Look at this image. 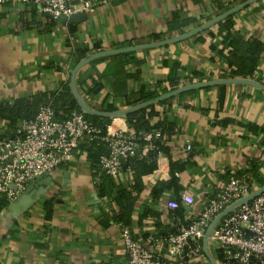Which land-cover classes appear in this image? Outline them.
<instances>
[{"label":"crops","instance_id":"crops-1","mask_svg":"<svg viewBox=\"0 0 264 264\" xmlns=\"http://www.w3.org/2000/svg\"><path fill=\"white\" fill-rule=\"evenodd\" d=\"M246 1L111 0L86 14L85 21L71 25L51 23V17L33 4L1 3L0 101L49 94L63 83L70 85L77 63L68 34L83 45L98 43L101 51L126 49L134 58L127 71L139 77L128 79L124 89L114 90V79L109 78L100 93L89 97L80 83L84 79V86L91 85L86 76L96 78L109 62L103 58L111 55L89 61L76 73L78 94L96 110L106 104L125 108L129 93L142 86L149 92L169 86L171 80L180 87L222 80L224 60L210 47L215 42L221 45L212 32L224 18L215 19ZM231 15L240 37L264 44V0H253ZM187 32L193 33L170 41ZM263 72L264 55L251 76L230 79L247 82L192 88L158 106L173 131L162 140L168 151L163 152L162 176L150 172L143 177L144 188L131 212L130 228L138 240L165 231L172 223L166 202L174 199V188L154 198L150 193L157 182L174 176L181 184L178 196L187 191L199 201L215 192L231 170L242 172L249 160H259L264 169V88L253 84H260L256 74ZM117 129L130 131L124 117L111 118L107 125V131ZM186 145L191 149L187 151ZM172 162H185L186 169L174 170ZM48 175L49 179L36 177L0 209V264H127L113 218L115 207L111 197L100 196L92 162L77 150L71 162ZM110 180L113 195L119 185L131 190L134 175L127 167ZM145 206L157 215L142 218ZM199 207L196 203L192 211ZM158 252L167 255L165 247Z\"/></svg>","mask_w":264,"mask_h":264},{"label":"built area","instance_id":"built-area-1","mask_svg":"<svg viewBox=\"0 0 264 264\" xmlns=\"http://www.w3.org/2000/svg\"><path fill=\"white\" fill-rule=\"evenodd\" d=\"M111 0H0L1 3L33 4L53 19L75 13L90 14ZM71 52L81 45L73 34H68ZM264 85V72L256 74ZM7 122L0 121V195L12 202L27 185L42 173H51L72 161L74 153L84 141L100 138L107 143L108 152L99 159L94 170L96 187L104 176L115 177L123 172L124 164L133 157L156 151L154 177L162 176L164 157L156 140L162 141L159 129L135 133L127 130L106 131L85 118L81 111H73L65 119H57L50 103L40 104L33 119L22 120L14 131ZM191 146L186 145V150ZM264 178V169H261ZM178 175V173H176ZM263 186V185H262ZM257 185L247 174L231 170L211 195L199 201L187 191L170 199V210L183 208L182 218L174 217L171 225L176 231L161 237L148 234L138 240L130 226L118 222L127 264H198L209 263L204 253V238L213 220L227 207L254 191ZM198 203L199 209L192 211ZM175 221V223H174ZM166 248L167 255L159 254ZM210 256L218 264H264V192L250 201L232 208L213 227L206 240Z\"/></svg>","mask_w":264,"mask_h":264},{"label":"trees","instance_id":"trees-1","mask_svg":"<svg viewBox=\"0 0 264 264\" xmlns=\"http://www.w3.org/2000/svg\"><path fill=\"white\" fill-rule=\"evenodd\" d=\"M51 17V16H50ZM57 19L51 17V23H55ZM218 28L215 32H212V36L219 37L221 40L219 43L216 42L210 47V49L217 54L219 57H222L224 60L225 68L222 69V74L220 78L222 80L235 79L236 77H249L254 72L257 71V67L262 60L264 55V44L260 40H254L248 42L244 40L241 35L235 30V24L232 21V15L224 18L219 21L217 24ZM73 32V28L72 31ZM155 37H158L155 36ZM101 47L98 43L95 44H81L79 45L75 52V59L78 63L83 59L88 57V52L94 51L100 52ZM109 62L106 65L105 69L102 72L96 73V78L92 76H86L91 80V85L84 86V79H80V83L83 86L84 92L87 96H96L104 89V80L113 78L114 79V90L119 88H125L127 81L130 78L138 79L139 75L134 73L130 74L127 71V66L134 61V58L131 56V52H122L112 54L103 58ZM179 82L177 80L169 81V86L162 89H156L153 91L145 92L144 87H140L139 91L136 93H129L127 96V103L125 108L130 106H136L138 104L157 99L164 94L171 93L179 89ZM224 84L220 85L223 86ZM188 91H183L178 94H184ZM121 93V92H119ZM126 94H123L125 96ZM167 98L160 99L152 104L145 105L143 107L134 109L125 115V120L128 123L131 132L141 133L150 131L152 129H159L162 132V140H164L165 135H170L173 131V128L170 126L171 122H166L162 119V114L158 106H162L166 103ZM50 103L54 109L55 116L57 119L67 118L73 111H80L81 107L79 101L71 90L69 82L63 83L60 90L51 92L49 94L34 95L30 98L21 97L15 99L12 102L0 101V121L7 122V126L11 130H15L17 125L22 120L33 119L36 116L38 107L40 104ZM129 106V107H128ZM119 108L114 104H106L103 106L102 111L112 112L117 111ZM85 118L88 119L93 125L99 127L102 131V135L105 134L107 125L110 124L111 118L97 115L84 114ZM155 144L159 146V149L166 153L168 152L166 147L163 146L161 140H156ZM78 151L81 154L85 155L93 164V169L97 170L99 165L100 156L108 152L107 143L102 141L100 138L94 139L92 141H84L79 147ZM156 151L148 152L144 155H139L128 160L124 164V169L129 167L134 175V181L132 189L123 187L122 185L117 186L115 194L111 195V188L113 186L111 182V177L104 176L103 181L100 185L97 186L100 196H109L111 197V203L115 207L113 212V218L117 222H121L124 225L130 226L131 222V212L136 203L138 195L142 192L144 188L143 177L153 172L156 169ZM185 162H172V169L179 172L186 169ZM187 165V164H186ZM261 162L259 160H249L248 166L239 173H244L253 178V181L257 185H264V178L261 173ZM106 185V186H105ZM181 184L179 179H176L174 176L167 182H157L156 185L151 190L152 197H160L164 192H167L174 188L175 197L178 198V191L181 189ZM109 186V187H108ZM9 201L6 200L3 196L0 195V209L7 206ZM157 213L149 206L143 208L142 218L143 217H154ZM183 209L178 208L172 211V219L174 217L182 218ZM175 223V221H174ZM176 229L174 226L170 225L165 231L160 233L156 232L155 236L164 237L171 232H175Z\"/></svg>","mask_w":264,"mask_h":264},{"label":"water","instance_id":"water-1","mask_svg":"<svg viewBox=\"0 0 264 264\" xmlns=\"http://www.w3.org/2000/svg\"><path fill=\"white\" fill-rule=\"evenodd\" d=\"M253 0H248L246 2H244L243 4L229 10L228 12H226L225 14L217 17L215 19L216 20H221L235 12H237L239 9L245 7L246 5H248L250 2H252ZM61 23L63 24H66V25H71L73 23H76V22H81V21H85L86 20V14L85 13H75L69 17H61L58 19ZM193 32H187L183 35H181L180 37L176 38V39H173V40H170V41H174V40H182L184 38H187L189 37ZM128 49V48H127ZM126 49H115V50H103V51H100V52H96V53H93L92 55L88 56L87 58L83 59L82 61L78 62L77 65L75 66V68L73 69L72 71V77H71V83H70V88L71 90L74 92V94L76 95L78 101H79V105L81 107V111L84 113V114H89V115H97V116H104V117H110V118H114V117H125V115L127 113H129L130 111H133L134 109H137V108H140V107H143L145 105H149V104H152L160 99H163V98H167L168 96H173L175 94H178L180 92H183V91H188L192 88H197V87H204V86H208V85H211V84H223V83H226V82H238V81H244V82H247L246 80H219V81H216V82H204V83H197V84H192V85H187V86H182V87H179V89L171 92V93H168V94H164L162 96H160L159 98L157 99H153V100H150V101H147V102H144V103H141V104H138L136 106H131L129 108H126V109H119L117 111H112V112H105V111H100V110H96V109H93L91 108L82 98L81 96L78 94L77 90H76V87H75V75L76 73L81 69V67L88 63L89 61L93 60V59H96V58H99V57H103V56H108V55H112V54H116V53H122L124 52ZM128 50H132V48L128 49ZM254 85H258L260 86L261 88H264V85L262 84H255L253 83ZM44 177H47L48 179L50 178V176L48 175V173H43L41 176H39V179H42ZM31 189V187H29L27 189V191L29 192ZM264 192V185L262 187H260L258 190L254 191L253 193H251L250 195L238 200V201H235L233 204H231L229 207H227L223 212H221L219 215H217V217L213 220V222L211 223V225L209 226L207 232H206V236L204 238V253L205 255L208 257V259L210 260L211 264H217L212 256H210L207 248H206V240H207V237L209 236L211 230L213 229L214 225L225 215L227 214L232 208L238 206V205H241L243 203H246L248 201H250L251 199H253L254 197L258 196L259 194L263 193Z\"/></svg>","mask_w":264,"mask_h":264}]
</instances>
